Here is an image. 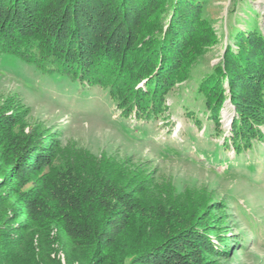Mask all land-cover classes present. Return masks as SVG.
<instances>
[{"label":"trees","instance_id":"obj_1","mask_svg":"<svg viewBox=\"0 0 264 264\" xmlns=\"http://www.w3.org/2000/svg\"><path fill=\"white\" fill-rule=\"evenodd\" d=\"M209 4L0 0V56L53 80L99 87L123 113L153 120L162 114L175 84L189 78L206 47L217 42L205 16ZM39 14L44 21L54 19L55 29H41ZM107 14L101 25L100 17ZM104 27H115L112 34L125 33V51L137 56V67L111 65L116 54L109 47L112 37L100 34ZM133 27L143 36L138 45L130 41ZM229 37L235 48L225 47L195 91L217 125L223 102L230 99L236 113L230 139L240 156L263 137L258 125H264V35L251 24ZM8 130L0 128V264H58L49 258L51 229L63 243L67 264H194L182 248V239L193 234L198 248L223 255V247L211 243L197 206L168 187L160 194L158 184L126 162L53 150L46 158L47 149L38 154L41 145L32 148L33 142Z\"/></svg>","mask_w":264,"mask_h":264},{"label":"rangeland","instance_id":"obj_2","mask_svg":"<svg viewBox=\"0 0 264 264\" xmlns=\"http://www.w3.org/2000/svg\"><path fill=\"white\" fill-rule=\"evenodd\" d=\"M113 6L114 2L108 13ZM205 13L217 42L206 47L190 77L175 84L165 97L162 114L153 120L123 113L99 87L53 80L30 65L0 56V128L1 132L9 129L20 140L29 139L32 148L41 145L38 154L47 149L46 158L53 150L55 154L85 152L124 161L143 172L152 185L158 184L160 194L168 187L178 197L184 196L188 205L199 208V218L210 229L211 243L223 247V255L210 254L196 246L194 234L184 237L182 248L191 253L194 264H264V125L258 123L262 141L253 142L236 156L230 139L236 113L230 99L224 100L217 125L208 118L195 91L198 80L219 62L225 47L235 48L229 37L232 33L256 24L264 35V0H210ZM105 17L109 15L100 17L101 25ZM37 18L44 21L42 14ZM53 21L45 19L39 27L55 29ZM114 30L104 27L100 32L112 37L109 47L116 56L110 59L111 65L125 62V70H132L140 61L136 64V55L125 51L129 46L125 33L112 34ZM131 30L135 35L131 44H140L142 33L138 35L134 27ZM106 71L111 72L112 66ZM141 84L137 86L141 88ZM223 91L228 94L226 83ZM48 237L49 258L67 264L55 229Z\"/></svg>","mask_w":264,"mask_h":264}]
</instances>
